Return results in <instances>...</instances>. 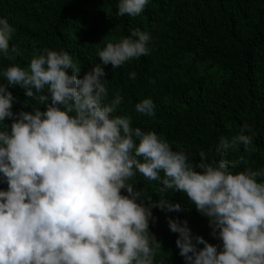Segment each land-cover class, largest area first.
<instances>
[{
	"label": "clouds",
	"instance_id": "obj_1",
	"mask_svg": "<svg viewBox=\"0 0 264 264\" xmlns=\"http://www.w3.org/2000/svg\"><path fill=\"white\" fill-rule=\"evenodd\" d=\"M148 3L117 0L115 14L137 17ZM14 32L0 18L5 59L21 54L10 46ZM149 40L147 31L132 29L107 42L96 52L101 63L81 78L68 52L50 48L26 67L0 72V183L7 185L0 190V264H156L161 246L149 232L151 210H182L165 198L169 192L183 193L220 241L209 244L187 220L169 219L185 264H264V166H247L255 135L249 125L200 149L193 162L183 148L173 150L164 137L115 114L123 96L108 99L101 64L115 69L146 56ZM11 86L35 101L30 112L12 111ZM154 109L151 98L134 105L147 117ZM229 149H242L235 162L224 158ZM241 163L243 170H234ZM137 177L157 183V200L136 187Z\"/></svg>",
	"mask_w": 264,
	"mask_h": 264
},
{
	"label": "trees",
	"instance_id": "obj_2",
	"mask_svg": "<svg viewBox=\"0 0 264 264\" xmlns=\"http://www.w3.org/2000/svg\"><path fill=\"white\" fill-rule=\"evenodd\" d=\"M116 5L117 0H0V18L6 17L15 29L10 46L15 43L21 50L12 59L0 56V72L12 64L26 67L40 49L50 48L68 52L80 65L81 78L101 63L97 49L132 29L147 31L146 56L115 69L101 64L108 99L116 93L123 96L115 114L128 115L134 127L164 137L173 150L183 148L193 162L200 149H214L221 136L230 138L247 123L248 134H255L247 166H264V0H149L137 17L117 16ZM133 71L136 78L130 80ZM8 91L16 98L14 113L31 111L35 101L23 89L11 86ZM143 98L153 100V117L134 111ZM241 152L229 149L224 158L235 162ZM244 167L237 164L234 170ZM136 179L138 189L158 199L156 182ZM6 188L0 183V190ZM165 195L169 202L181 203L182 210H151L155 219L149 221V232L161 246L156 264H185L169 219L187 220L194 236L220 244L207 218L183 193Z\"/></svg>",
	"mask_w": 264,
	"mask_h": 264
}]
</instances>
